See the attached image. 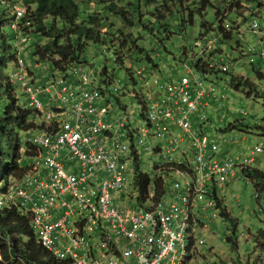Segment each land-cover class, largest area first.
Listing matches in <instances>:
<instances>
[{
  "label": "built area",
  "instance_id": "1",
  "mask_svg": "<svg viewBox=\"0 0 264 264\" xmlns=\"http://www.w3.org/2000/svg\"><path fill=\"white\" fill-rule=\"evenodd\" d=\"M26 15L23 5L15 7L10 27L18 59L10 82L36 115L38 130L21 141L22 159H29L27 173L0 183V212L17 208L56 264H193L207 244L198 233L204 214L216 215L219 208L215 186L230 184L264 152L258 146L251 156H218L225 144L238 140L222 131L210 139L201 110L220 108L225 89L205 82L191 68L174 81L159 77L160 69L130 61L142 91L128 95L147 106L144 124L131 128L127 107L107 101L115 94L97 83L86 65L50 75L45 84L34 81L21 56L32 42ZM250 30L262 39L261 47L252 45L248 52L264 62V28L254 19ZM214 44V39L211 45L197 43L206 51ZM120 85L114 92L123 93ZM237 113L246 115L245 110ZM142 151L163 161L153 162V180L140 204L135 175L142 172ZM156 178L166 184L159 201L154 200ZM3 242V264H49L47 259H26L18 249L13 253L11 238Z\"/></svg>",
  "mask_w": 264,
  "mask_h": 264
},
{
  "label": "trees",
  "instance_id": "2",
  "mask_svg": "<svg viewBox=\"0 0 264 264\" xmlns=\"http://www.w3.org/2000/svg\"><path fill=\"white\" fill-rule=\"evenodd\" d=\"M87 3L88 6L82 5L78 0H0V183L3 182V185L11 175L20 178L27 173L28 169L22 163V135L38 130L35 124L36 115L27 109L25 102L10 82V75L16 68L18 52L14 44V32L8 34L7 29L15 20V7L18 4L25 6L27 15L24 21H30V29H33L35 36L48 40L42 49L39 48L38 42L33 43L34 51L30 61H43L49 64L52 76L55 73L67 74L72 65L84 59L91 45L103 44L109 45L108 50H115L116 64L122 70H126L131 81L137 85L135 71L129 67L130 61L136 67L145 65L144 62H147L146 67L149 69L158 70L162 67L161 63H155L147 52L146 43L151 42L149 45L164 49V61L169 64L168 57H172L174 62L184 69L185 74L188 72L186 68H191L196 73L200 72L198 74L204 77L205 82L216 85L222 80L221 76L226 75L229 77L230 88L243 91L247 98L262 101L264 108V89L248 78L235 75L232 68L234 62L230 61L225 52L227 51L225 46L232 51L239 48L240 54L247 57L251 63L255 77L259 82H264V62L248 52L252 44L245 47L242 43L245 34L240 28L251 24L254 19L264 28V0H87ZM113 19H118L122 28L112 31L115 27ZM191 28H197V39L189 45L184 38L181 55L176 57L167 49V44L174 35L184 34L190 38L188 31ZM210 39H214L216 44L208 51L197 45L202 41L208 44ZM123 49L126 54L121 53ZM159 54L157 53L156 57ZM223 56L227 57L224 63ZM220 65L221 70L216 69V66ZM224 66H228L226 71L223 70ZM160 72L162 74V71ZM99 75L100 82L106 87L120 85L114 80L115 74L106 68ZM171 76L169 79L174 80ZM120 86L123 88L122 82ZM128 93L131 92L123 89V93L117 97L118 103L120 98L127 96ZM137 101L142 108L141 116L145 119L147 112L145 101L140 98ZM119 106L122 109L126 108L122 104ZM260 122L261 124L252 125L238 119L220 131L231 132L234 129H241L246 133L260 131V135L264 137V116ZM6 161L9 164H6ZM242 173L255 182L261 200L264 194V173L253 167L243 169ZM152 180L148 173L140 172L138 169L135 175L136 185L140 191L138 203L145 202ZM155 183L154 200L159 201L166 194V184L162 178H156ZM218 199L221 216L226 220H233V227L226 235V239L238 249L239 219L222 204V199ZM5 237L12 239L13 253L18 249L19 254L26 259L36 261L47 259L49 264H56L37 243L29 222L21 216L17 208L0 212V249L3 256ZM25 237H29V243L25 242ZM256 238L258 243L262 242L264 228L257 232Z\"/></svg>",
  "mask_w": 264,
  "mask_h": 264
},
{
  "label": "rangeland",
  "instance_id": "3",
  "mask_svg": "<svg viewBox=\"0 0 264 264\" xmlns=\"http://www.w3.org/2000/svg\"><path fill=\"white\" fill-rule=\"evenodd\" d=\"M78 1L84 6L89 5L87 0ZM82 2H85L86 4H83ZM92 5H94L93 2ZM113 21L115 23V27L112 29V31L122 28V24L118 19H113ZM250 25L251 24L240 27L241 31L245 34L242 37V43L245 45V47H247L249 44L254 45L256 48L261 47L258 46V44L262 38L258 34L252 33V29L250 30ZM32 31L33 29H31L30 32L32 42L24 47L23 51L21 52V56L26 60L28 67L31 70L30 75L31 77H34V81L37 80L35 78V73L32 71L33 69L40 71V74L44 75L42 77L47 79L48 76L53 75L51 66L43 61H30V59L32 58L31 54L34 51V48L32 47L33 43L38 42L39 48L42 49L43 44H46L48 40L36 37L35 32ZM196 31L197 28L189 29L188 37L190 38L185 37L184 34L183 36L174 35L172 40L167 44V49L171 51L176 57H179L181 55V46L183 45V41H185L184 38L187 39V43L189 45H192L197 39L198 32ZM131 32H134V30H131ZM7 33H12L10 26L7 29ZM146 44L147 52L149 53L150 57L155 63H161L162 67L159 71H157L159 72V77L162 76L163 79H169V76L172 75L171 77L174 79V81H178L183 75H186L184 69L181 68V66H178L172 57H168L169 64L166 62V60L164 61L163 57L165 56V53L163 48H156V46L153 44L149 45L151 42ZM208 44H212L211 39L208 41ZM108 48L109 45H91L88 48L84 59L77 64L80 66L86 65L87 68L93 69L94 80L97 81V83H100L101 81L99 74L103 71V69L106 68L110 73L115 74V82H122L124 90L133 94L135 92L138 93L142 91L141 83L135 85L131 81L126 70H122L116 64L115 50H108ZM225 50H227L225 52H227L230 61L234 62L232 66L234 74L238 75L239 77L248 78L251 82L257 86H261L264 89V82H259V80L255 77L254 72L252 71L251 63L247 57H243L240 54V49L237 48L236 51H232L229 50L228 46H225ZM157 53L160 54L156 57ZM223 58L227 59L226 56H223ZM162 63L164 64L162 65ZM144 64V66L148 65L147 62H144ZM160 71H162V74ZM221 77L222 80L219 81L217 86L220 90L225 89L227 98L224 100L220 108L215 106L208 110H201V115H205L208 119L204 127L206 134L210 139H213L218 135L220 132L219 129L226 128L228 124L235 122L237 119L244 120L245 124L251 123L253 125L258 124V122L261 121L262 117L264 116L262 101H255L252 98H247L243 91H236L229 87L228 76L222 75ZM137 79L138 78H136V80ZM110 89L115 94V96L111 99L108 96L107 101L112 102L115 107H119L120 104L127 107L126 114H129L131 117V128H134L137 125H143L145 121L141 116L142 108H140L138 101L135 99V95L121 97L120 103H118L117 97H120L119 95L122 93L118 94L114 92V85H111ZM20 97L24 101L21 95ZM240 110H245L246 115H237V111ZM116 117H118L117 114ZM259 132L255 131L251 133L248 131V133H246V131H242L241 129H234L231 132H228V135L237 136L239 140H241V138L246 135L248 141L242 144V151L246 156H251L253 150L256 147L263 146L264 149V137L261 136ZM24 137L25 135H22V138ZM27 161L22 159L24 167L28 166L29 159ZM141 161L142 168L140 169H142V172L148 173L150 177L153 178V162L159 163L163 160L159 158V156L155 157L152 153H146L145 151H142ZM6 164H9V162L6 161ZM252 167L261 170L264 173V152L258 155L257 161ZM174 177H179V175L174 174ZM168 182L171 183L170 180H168ZM216 189L218 191V195L223 198L222 204H226L225 206L228 207L232 215L236 219H239L240 225L237 234L238 249L234 248L233 245L230 244L226 239V235L231 232L230 230L233 227V220H226L220 215L213 217L212 213L208 215L204 214V225L198 231L199 236L205 238L207 241V244L202 246V249H204L205 253L209 252L213 248L215 250V254L210 256H206V254L200 253L199 251L201 257L206 261L204 264H264V239H262V242L258 243L256 238L257 232L264 228V194L261 196L262 198L260 200L255 182H253L251 178L245 176L243 173L240 174V177H234L233 181L225 187L217 184ZM215 197L217 199L219 198L217 195ZM204 198L207 199L208 197L205 196ZM201 204L202 202H200V205ZM214 210H217V212L220 213L217 208ZM24 240L26 243H29V237H25Z\"/></svg>",
  "mask_w": 264,
  "mask_h": 264
},
{
  "label": "crops",
  "instance_id": "4",
  "mask_svg": "<svg viewBox=\"0 0 264 264\" xmlns=\"http://www.w3.org/2000/svg\"><path fill=\"white\" fill-rule=\"evenodd\" d=\"M34 73H35V78H36V83H38V84H45L47 81H48V79H49V76H48V78L46 79V78H44V77H42V76H44V75H41L40 74V71H38L37 69H33L32 70ZM43 78V79H42ZM238 120V119H237ZM258 124H261V122L259 121L258 122ZM205 128V127H204ZM228 134V133H227ZM229 136H231V137H234V138H237V140H238V142H229V143H227V144H225L222 148H221V151L219 152V154H218V156H230V157H245L246 155L243 153V151H242V149H243V147H242V144L244 143V142H246V141H248L247 140V136L245 135V136H243L242 138H241V140H239V138L237 137V136H233V135H229ZM240 174H242V172H240ZM217 186V185H216ZM216 186H215V190L213 191V193L215 194V195H217L220 199H222L223 200V198H221L219 195H218V191H217V189H216ZM226 205V204H225ZM228 208V207H227ZM218 211H220V213H218L217 212V214L216 215H213V217H215V216H221V209L220 208H218ZM228 211H229V209H228ZM230 212V211H229ZM203 247L201 246L200 248H199V251H200V253H204V254H206V256L208 255V256H210V255H213V254H215V250H214V248L213 249H211L209 252H207V253H205L204 252V249H202ZM202 250H203V252H202ZM200 253H198L197 254V256L195 257V259H194V262H193V264H204L206 261H205V259L204 258H202L201 257V255H200Z\"/></svg>",
  "mask_w": 264,
  "mask_h": 264
},
{
  "label": "clouds",
  "instance_id": "5",
  "mask_svg": "<svg viewBox=\"0 0 264 264\" xmlns=\"http://www.w3.org/2000/svg\"><path fill=\"white\" fill-rule=\"evenodd\" d=\"M19 5H23V4H18V5H16V6H19ZM24 7H25V6H24ZM26 11H27V10H26ZM30 32H31V30H30ZM148 69H149V67H148ZM150 70L153 71L154 69L151 68ZM140 108H141V107H140ZM11 176H12V175H11ZM2 183H3V182H2ZM6 183H7V182H6ZM6 183H5V184H6Z\"/></svg>",
  "mask_w": 264,
  "mask_h": 264
},
{
  "label": "bare ground",
  "instance_id": "6",
  "mask_svg": "<svg viewBox=\"0 0 264 264\" xmlns=\"http://www.w3.org/2000/svg\"><path fill=\"white\" fill-rule=\"evenodd\" d=\"M35 236V235H34Z\"/></svg>",
  "mask_w": 264,
  "mask_h": 264
}]
</instances>
